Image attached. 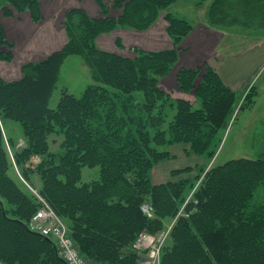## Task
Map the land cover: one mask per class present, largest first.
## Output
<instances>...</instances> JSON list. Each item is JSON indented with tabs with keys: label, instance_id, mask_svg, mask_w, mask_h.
<instances>
[{
	"label": "trees",
	"instance_id": "trees-1",
	"mask_svg": "<svg viewBox=\"0 0 264 264\" xmlns=\"http://www.w3.org/2000/svg\"><path fill=\"white\" fill-rule=\"evenodd\" d=\"M42 0H0V61L11 63L13 43L7 41L1 18L29 12L42 20ZM120 13L110 16L106 0H95L103 17L93 19L83 9L66 13L68 42L45 60L22 67V78L7 82L0 75V261L4 264H67L56 241L30 229L39 205L19 184L8 145V123H16L25 146L14 160L24 177L39 181L41 194L66 222L79 251L90 264H139L132 243L142 230L160 232L179 214L194 181L154 184L152 170L172 158L168 147L188 144L199 156L213 158L221 133L241 110L260 96V76L242 99L224 83L216 69H183L181 91L195 88L197 105L173 99L158 87L179 60V46L195 28L170 12L179 0H109ZM198 7L210 1L207 25L218 30L241 27L264 30V0H192ZM166 12L168 34L175 47L135 59L101 50L96 40L118 29L146 31ZM81 57L92 83L81 97L62 90L56 109L50 100L65 61ZM57 136L58 150L51 138ZM7 137V141L5 139ZM15 149V148H14ZM32 157L41 162L33 170ZM99 168V176L82 182L83 168ZM204 172V167L201 171ZM192 168L175 171L179 176ZM200 174L198 176H201ZM264 188V157L237 158L206 172L199 188L169 234L162 264H264V203L256 194ZM151 204L154 217L141 211Z\"/></svg>",
	"mask_w": 264,
	"mask_h": 264
},
{
	"label": "rangeland",
	"instance_id": "rangeland-1",
	"mask_svg": "<svg viewBox=\"0 0 264 264\" xmlns=\"http://www.w3.org/2000/svg\"><path fill=\"white\" fill-rule=\"evenodd\" d=\"M43 1H48V2L47 4H45L46 5L45 11H42V6H41L42 20L38 23H34L31 19V21L34 24H36L37 28L33 27L32 30L28 28L26 31L21 32V35L18 36V38L20 37L19 41L21 42L20 44L21 50L24 49L28 52L33 51L32 53H34V55L40 53V55H45V57L46 56L49 57L51 54L55 53L56 51H60L62 48H64V46L68 42V38H67V41L65 42V39L63 40V37H62L63 34L66 32L65 16H66V13L68 12V11L66 12V9H70L73 6H79V8L77 9L84 8L83 10L86 11L88 16L93 19H100L103 17L102 11L100 7L97 5V3L95 2V0H42L40 3L42 4ZM106 2L107 4H109L111 8L110 16L118 17L121 12L114 10L113 4L109 0H106ZM196 4L197 3L192 0H179L177 3L172 5V7H170L169 10L175 16L190 20L193 24L199 23V22L207 23V12H208V8L210 5V1L206 2L202 7H198ZM59 5H62V6H59ZM80 6L82 8H80ZM10 8L12 12H14L13 16L10 18L23 20L22 18L20 19V16L24 17L26 16V14H30L29 12L19 14L15 12V10L11 6ZM43 12H45V14ZM165 17H166V12H163L160 18L158 19V21L148 30L143 31V32L132 30V29H118L110 34L101 35L97 38L96 44L103 51L113 53V54H118V55L124 56L126 58H131V59H135L138 56L136 53L137 51L157 53L161 51L172 50L174 49L175 45L167 32L169 24L166 21ZM160 22H166V26H167L166 32H162V31L153 32L152 30L155 29L156 25ZM207 27L209 26L207 25ZM220 31H229L230 34L227 35V37L225 38V42L221 46V48H218L216 56L227 55L231 53L237 54V53L249 52L250 50L249 48L251 47V45L254 46L258 41H260L261 37L264 35L263 30L261 31L252 30V29H246V28H241V27H233L228 30H220ZM53 33L54 34L56 33L58 35L56 43L54 42L55 39L53 38V41H52V38H51V36H53ZM187 37H185L182 43L176 47L177 50L179 51V60L181 58V55L187 52V50L182 48V44L186 40ZM168 39L170 40V47H168L169 46ZM0 48H6L5 51L6 52L9 51L7 47H0ZM17 48L18 46H15L14 44V48L11 50V52L16 53ZM36 59H39V57L36 56ZM179 60L176 63V65L173 67L169 75L161 78L158 84V87L160 88V90L170 95L173 99H178V98L166 92L162 86L164 83L168 85V83H170L168 79L170 78H173L174 82H176L178 74L181 72V70L188 69V68H180L178 64ZM206 66H204L203 68H200L202 69V72L196 80V83H195L196 88L199 86L201 82ZM171 76H174V77H171ZM261 81L258 82L259 86L262 83ZM91 83H92V80H91L90 70L85 64L84 60L81 57H77V56L68 58L62 67L60 80L50 100V104H49L50 107L52 109L57 108V105L61 97L62 90L67 89L69 93L74 94L76 97H81L85 89ZM177 84H178V81H177ZM178 87H179V84H178ZM196 88L190 93H185L181 91L180 87H179V90L182 93L192 94L191 96H193V94L195 95ZM243 93L244 91H240L238 93L239 98L243 96ZM181 100H184V99H181ZM258 101L261 103L257 109H253V111H250L252 109L245 108L240 111L237 117H234L232 119V122L230 123L229 128L226 131H223L221 133V137H222L221 144L213 158H207L204 156L196 155L191 151L190 145L185 144L189 146V153H192V155H195V156L194 158H191V157L187 158L185 164H183L182 167L195 165L196 162L200 160L199 158H202L205 160L204 165L196 167V169L198 170L197 176L191 179L192 181H194L195 185L193 189L189 191L187 200L186 202H184V204H182L179 214L176 216V218H173L170 221H167L165 223L164 228L160 232H157L155 234H160L161 232H171L172 231V229L174 228L177 222L178 217L181 216L182 213H184V208L186 204L191 200L193 194L195 193L197 188H199V185L201 184L206 172L209 171L210 168L216 165L224 164L225 162L232 160L233 158L237 159L240 157H249V158L257 157L259 153L264 152L263 136L259 134L260 130L264 129V124L259 123L261 122V120H259V122L258 121L255 122V120H257L255 118L261 117L262 112L264 111L263 107H261L262 106L261 104L264 102V95L258 96L257 102ZM190 103L192 105H197V101H195L194 104L192 102ZM6 130H7L8 135L12 137L14 140L15 149L9 145L10 150H11L9 151V153H10L13 165H14V171H13L14 176L17 177L19 184H23L24 188H26L27 191L30 192L26 183L29 186L33 187L34 189H37L41 193V190L39 188V181H37V178L33 177L31 181L26 179V177L23 176L19 166H17L16 168V164H14L15 163L14 162L15 161L14 160L15 150L16 151L20 150L22 147L25 146V141L23 140V133H22L20 126L16 123L10 122L6 126ZM20 138H22V140H19ZM5 139L7 141V137H5ZM57 140H59L57 136H53L51 138L52 151H55V152L58 150V145H59V143H56ZM169 148L170 146L168 147V150ZM40 162H41V159L39 157H32L31 162H29L28 166H30L33 170H35L37 168V165ZM203 167H204V172L203 170L201 171V168ZM187 168H191V167H187ZM193 170L194 169L192 168V171ZM99 173H100L99 168H95V169H91L87 167L83 168L82 182L86 183V182H90L92 180L97 179L99 176ZM184 174H188V173H184ZM200 174L202 175L198 179V176ZM22 179H25V181H23ZM256 201L264 203V188H260L258 190L256 194ZM153 217H154V214H153ZM142 231L149 232L148 230H142Z\"/></svg>",
	"mask_w": 264,
	"mask_h": 264
},
{
	"label": "crops",
	"instance_id": "crops-1",
	"mask_svg": "<svg viewBox=\"0 0 264 264\" xmlns=\"http://www.w3.org/2000/svg\"><path fill=\"white\" fill-rule=\"evenodd\" d=\"M47 2L48 1L42 2V11H45V4H47ZM81 6L80 8H82ZM77 8H79V6H73L70 9H66V12ZM43 13L45 14V12ZM21 18L23 20L8 18L5 16L1 18L7 41L9 43L15 44V46H18L16 53L13 52L15 55L14 60L11 63L0 61V75L7 82L19 81L22 78V67L24 65L28 63L41 62L47 57H45V55H40V53L34 55V53H32L33 51L28 52L24 49L21 50V42L19 41L20 37L18 38V36L21 35V32L26 31L28 28H30L31 30L33 29V27L37 28L36 24L31 21L30 14H26V16L24 17L20 16V19ZM194 24V31L186 38V40L182 44V48L187 50V52L181 55L178 63L179 67L188 69H200L206 65L212 66L214 69H216L224 83L228 85L232 90L236 91L237 93H239L240 91H244L243 96L240 98L242 99L248 88L256 83V81L259 80L260 76L264 73V35L262 36L261 34L262 37L260 41H258L254 46L251 45V47L249 48L250 50L248 49L249 52L237 54L231 53L227 55L216 56L218 48H221V46L225 42V38L230 34L229 31H220L209 28L207 27L206 23L203 22ZM166 28V22H160L152 31L166 32ZM62 37L66 42V32ZM51 38L52 41L54 38V42L56 43L58 35L56 33H53V36H51ZM168 43V47H170L169 39ZM0 49L5 51L6 48ZM36 56L39 57V59H36ZM168 81L170 82L168 83V85L164 83L162 86L166 92L178 99H184L194 104V102L196 101V96L194 94L193 96H191L192 94L182 93L179 90L177 81L174 82L173 78L168 79ZM261 95H264L263 84H260V96ZM259 101H256V104L252 108H250L252 109L250 111H253V109H257L260 106L261 102ZM261 105V107H263L264 109V102ZM255 119H257L255 120V122H259V120H261V122L259 123L264 124V111L262 112L261 117ZM259 134L263 136L264 140V129L260 130ZM19 140H22V138H20ZM169 151L172 155V158L160 162L152 171V180L154 184H164L170 181L192 179L193 177L197 176L198 170L196 169V167L204 165L205 160L199 158L200 160L197 161L195 165L187 166L193 168V171L188 174L175 176L176 178H174V176H172V173L187 168L182 167V165L185 164L187 158H194L195 155L189 153V146L185 144L172 145L170 146ZM261 157H264V152L259 153L257 157L240 158L258 159Z\"/></svg>",
	"mask_w": 264,
	"mask_h": 264
},
{
	"label": "built area",
	"instance_id": "built-area-1",
	"mask_svg": "<svg viewBox=\"0 0 264 264\" xmlns=\"http://www.w3.org/2000/svg\"><path fill=\"white\" fill-rule=\"evenodd\" d=\"M26 185L39 205L37 212L30 221V229L42 236L53 238L61 257L67 264H90L88 259L79 251L70 235L68 225L54 210L50 202L37 189L27 183ZM141 211L147 217L153 218L154 209L151 204H143ZM169 234L170 232H161L160 234L147 231L140 232L132 243V249L140 254L139 264H162V251ZM0 264L4 263L0 261Z\"/></svg>",
	"mask_w": 264,
	"mask_h": 264
}]
</instances>
